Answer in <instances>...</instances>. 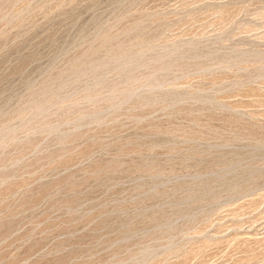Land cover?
I'll use <instances>...</instances> for the list:
<instances>
[{
  "label": "rangeland",
  "instance_id": "1",
  "mask_svg": "<svg viewBox=\"0 0 264 264\" xmlns=\"http://www.w3.org/2000/svg\"><path fill=\"white\" fill-rule=\"evenodd\" d=\"M0 264H264V0H0Z\"/></svg>",
  "mask_w": 264,
  "mask_h": 264
}]
</instances>
